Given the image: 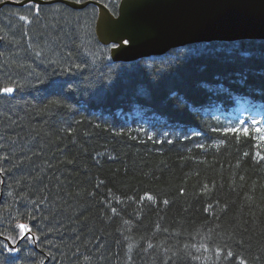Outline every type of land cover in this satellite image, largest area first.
Returning <instances> with one entry per match:
<instances>
[{
	"label": "trees",
	"instance_id": "trees-1",
	"mask_svg": "<svg viewBox=\"0 0 264 264\" xmlns=\"http://www.w3.org/2000/svg\"><path fill=\"white\" fill-rule=\"evenodd\" d=\"M96 19L0 10V264H264V133L226 131L264 112V41L117 65Z\"/></svg>",
	"mask_w": 264,
	"mask_h": 264
},
{
	"label": "water",
	"instance_id": "water-1",
	"mask_svg": "<svg viewBox=\"0 0 264 264\" xmlns=\"http://www.w3.org/2000/svg\"><path fill=\"white\" fill-rule=\"evenodd\" d=\"M30 3L62 4L73 10L95 6L96 38L101 45L112 46L110 56L117 63L160 57L200 43L264 41V0H122L117 15L96 1H6L0 10Z\"/></svg>",
	"mask_w": 264,
	"mask_h": 264
},
{
	"label": "snow or ice",
	"instance_id": "snow-or-ice-1",
	"mask_svg": "<svg viewBox=\"0 0 264 264\" xmlns=\"http://www.w3.org/2000/svg\"><path fill=\"white\" fill-rule=\"evenodd\" d=\"M125 43H127V41H125ZM0 91H3L4 93H12L14 91V89L12 87H5V88H2L0 89ZM253 123H257V122H253ZM227 132H233V133H240V132H243V134H248V131L249 129L247 127L245 128H229L226 130ZM255 131L257 132H262L264 130L260 129L259 127H257L255 129ZM149 199H151V197L149 196L148 197ZM19 228L22 229V230H25V231H29L30 229L28 228V225H25V224H20L19 225ZM2 247L6 248L8 251H13V249H10V248H7V245H3Z\"/></svg>",
	"mask_w": 264,
	"mask_h": 264
},
{
	"label": "bare ground",
	"instance_id": "bare-ground-1",
	"mask_svg": "<svg viewBox=\"0 0 264 264\" xmlns=\"http://www.w3.org/2000/svg\"><path fill=\"white\" fill-rule=\"evenodd\" d=\"M109 56H110V54H109ZM110 61L113 63V64H117V65H121L122 63H117V62H114L113 60H112V58H111V56H110ZM123 65H125V64H123ZM109 109V108H108ZM110 110V109H109ZM120 110L121 109H118V108H116V109H114V111H116V112H120ZM100 112H101V115L102 116H107L108 115V111L106 110V109H101L100 110ZM105 118V117H104Z\"/></svg>",
	"mask_w": 264,
	"mask_h": 264
}]
</instances>
